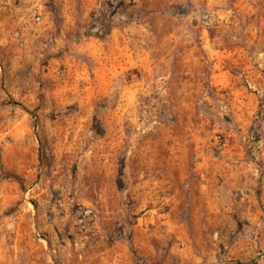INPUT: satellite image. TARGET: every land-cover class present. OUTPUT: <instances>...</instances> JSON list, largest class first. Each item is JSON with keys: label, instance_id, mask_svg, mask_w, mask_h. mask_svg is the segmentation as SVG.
Returning <instances> with one entry per match:
<instances>
[{"label": "rangeland", "instance_id": "rangeland-1", "mask_svg": "<svg viewBox=\"0 0 264 264\" xmlns=\"http://www.w3.org/2000/svg\"><path fill=\"white\" fill-rule=\"evenodd\" d=\"M0 264H264V0H0Z\"/></svg>", "mask_w": 264, "mask_h": 264}, {"label": "crops", "instance_id": "crops-1", "mask_svg": "<svg viewBox=\"0 0 264 264\" xmlns=\"http://www.w3.org/2000/svg\"><path fill=\"white\" fill-rule=\"evenodd\" d=\"M91 152H92V150L89 149V157H90V153H91ZM92 154H93V152H92ZM94 201H96V198H94L93 202H94ZM97 202H98V201H97ZM90 204L92 205V200H91V201L89 200V205H90ZM93 206H95V205H93Z\"/></svg>", "mask_w": 264, "mask_h": 264}]
</instances>
